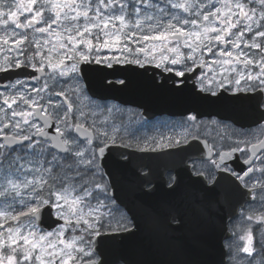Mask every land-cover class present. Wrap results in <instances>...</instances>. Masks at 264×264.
Wrapping results in <instances>:
<instances>
[{"label": "snow or ice", "instance_id": "snow-or-ice-1", "mask_svg": "<svg viewBox=\"0 0 264 264\" xmlns=\"http://www.w3.org/2000/svg\"><path fill=\"white\" fill-rule=\"evenodd\" d=\"M9 73L0 169L23 179L0 177V199L21 197L0 207V264H131L143 228L103 169L114 149L146 195L163 187L144 215L187 240L196 264H264V0H0ZM133 77L192 104L159 122L168 131L137 133L143 105L96 92L127 91ZM5 141L28 145L29 158L5 155Z\"/></svg>", "mask_w": 264, "mask_h": 264}, {"label": "water", "instance_id": "water-1", "mask_svg": "<svg viewBox=\"0 0 264 264\" xmlns=\"http://www.w3.org/2000/svg\"><path fill=\"white\" fill-rule=\"evenodd\" d=\"M22 75L26 74L22 73ZM15 78V73L0 74V80L4 81V83L9 79ZM133 78L136 80V84L133 88L127 91L119 92L114 89L98 88L96 89V92L101 97L110 95L111 97L119 98L121 101L143 105V112L148 119L153 118L156 114L164 112L169 114H180L192 104L189 97L182 98L164 93H154L143 88L142 82L139 78ZM124 97L126 100H124ZM223 111L226 115L231 114L230 109L227 107H225ZM5 143L11 147L19 144H8L7 141H5ZM123 151L125 150L114 149L110 154L102 153L101 159L103 169L109 174V178L113 183L114 193L123 201L127 208L132 210V213H135L138 216L142 224L143 231L137 234L131 242L132 247L126 251V255L131 261V264H196V262L203 259V257L191 246L190 243L187 242V240L175 239L177 234H169L166 236L163 229L158 224H156L150 217L144 215V206L155 207L167 197V193H165L162 186L159 191L148 196L140 189L138 183H134L135 177L131 178L126 176L127 183L129 180H133L134 186H130L134 189V193H136L135 202L127 201L128 194L124 193V190L128 187L124 185V177L122 178L121 176L123 174L129 175L130 169L133 168L130 163L121 159L120 153ZM136 155L141 154L136 153ZM145 163H148V161H145ZM180 175L186 184L190 182L185 171H181ZM40 222L43 228H47L52 223V220L49 219L45 213L41 216ZM201 236L205 242L209 244L211 243L210 225L205 227Z\"/></svg>", "mask_w": 264, "mask_h": 264}, {"label": "flooded vegetation", "instance_id": "flooded-vegetation-1", "mask_svg": "<svg viewBox=\"0 0 264 264\" xmlns=\"http://www.w3.org/2000/svg\"><path fill=\"white\" fill-rule=\"evenodd\" d=\"M110 79H112V77H109ZM16 79V78H15ZM15 79H9L7 80L5 83L3 84H0V87H6L8 83H10L11 81L15 80ZM107 98L106 102L108 103H117V104H120L124 107H128V108H139L141 105H138V104H134V103H130V102H125V101H121L119 98H116V97H111L110 95H106L104 96ZM182 98H185V97H182ZM124 100H126V98L124 97ZM141 111H143V107L140 108ZM178 115L179 114H168L167 112H164V113H161V114H156L153 118L151 119H147L145 118V121L142 122L141 124H138L135 126V130L137 133H141V132H147L149 135H152L154 134L155 131L159 130L161 132H164V131H168L169 130V127H165V126H162L160 125V121L162 120H176L178 118ZM243 123H247V121H243ZM27 146L26 144L24 143H19V144H16L15 146H8L6 145V148L4 149L8 155L12 156V155H15L17 154L18 151L22 152L23 154H27V152L29 151H26V149H23L22 147H25ZM22 148V149H20ZM122 150V149H120ZM135 170L133 169H130V174L129 175H126V174H123L121 177L123 178L124 177V185L127 186L128 188L126 190H124V193L128 194V199L127 201H132V202H135V194L134 193V189L130 186V185H133V180H129L128 183L126 182V176L127 177H135V173H134ZM132 174V175H131ZM135 179V178H134ZM12 195H15V194H12ZM102 198V197H101ZM11 198H8L7 195L2 199V200H10ZM14 200H16L17 202V207H19V201L21 199V197H18V196H14L13 197ZM0 200V201H2Z\"/></svg>", "mask_w": 264, "mask_h": 264}, {"label": "rangeland", "instance_id": "rangeland-1", "mask_svg": "<svg viewBox=\"0 0 264 264\" xmlns=\"http://www.w3.org/2000/svg\"><path fill=\"white\" fill-rule=\"evenodd\" d=\"M22 148L26 149V151L29 150L27 152V154H23L22 152L18 151L17 154L12 155V156H20L21 158H24V159L29 158L30 153H31V149L29 148V146L27 145V146L22 147ZM22 148H20V149H22ZM3 152L5 155H8L4 149H3ZM0 177H2V180H4V181H6L9 178L21 180V179H23V173L20 170L4 168V169H0ZM14 196L15 195L8 194L7 197L11 198L8 201L0 199V200H2V201H0V207H4V208L12 207L14 209L18 208L16 200L13 199Z\"/></svg>", "mask_w": 264, "mask_h": 264}]
</instances>
